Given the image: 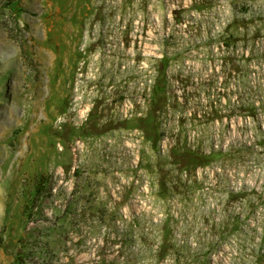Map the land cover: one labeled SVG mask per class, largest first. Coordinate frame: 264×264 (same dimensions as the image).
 Listing matches in <instances>:
<instances>
[{
    "label": "rangeland",
    "instance_id": "374dc122",
    "mask_svg": "<svg viewBox=\"0 0 264 264\" xmlns=\"http://www.w3.org/2000/svg\"><path fill=\"white\" fill-rule=\"evenodd\" d=\"M12 3L0 264H264V0Z\"/></svg>",
    "mask_w": 264,
    "mask_h": 264
},
{
    "label": "trees",
    "instance_id": "16d2710c",
    "mask_svg": "<svg viewBox=\"0 0 264 264\" xmlns=\"http://www.w3.org/2000/svg\"><path fill=\"white\" fill-rule=\"evenodd\" d=\"M11 2H13L12 4L14 3H18L19 5H21V0H9ZM19 10H22L21 8H19ZM18 14V13H17ZM163 63H164V69H165V66L168 62V58H165V59H162ZM161 82L159 80V82H157L156 86H155V95H157L158 92H161V90H163V88L161 87ZM156 97V96H155ZM156 99V98H155ZM157 131V130H156ZM158 132V131H157ZM156 132V133H157ZM159 134V133H158ZM197 155L196 153H194V156ZM223 155V152L222 151H212L211 153L209 154H204L202 158H206L208 161H212L214 159H217L218 157L222 156ZM47 177L43 174L39 175L37 178H36V183H35V186H34V196L36 198L40 197V195L42 194V192L44 191L45 189V185L46 183L48 182L46 179Z\"/></svg>",
    "mask_w": 264,
    "mask_h": 264
},
{
    "label": "bare ground",
    "instance_id": "6f19581e",
    "mask_svg": "<svg viewBox=\"0 0 264 264\" xmlns=\"http://www.w3.org/2000/svg\"><path fill=\"white\" fill-rule=\"evenodd\" d=\"M157 158V157H156ZM166 163V162H165Z\"/></svg>",
    "mask_w": 264,
    "mask_h": 264
}]
</instances>
